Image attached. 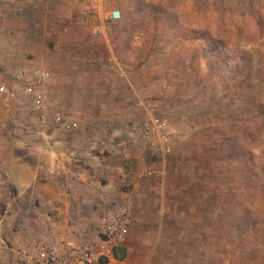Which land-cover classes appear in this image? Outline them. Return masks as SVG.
I'll use <instances>...</instances> for the list:
<instances>
[{"label":"rangeland","instance_id":"rangeland-1","mask_svg":"<svg viewBox=\"0 0 264 264\" xmlns=\"http://www.w3.org/2000/svg\"><path fill=\"white\" fill-rule=\"evenodd\" d=\"M73 2L0 0V87L20 68L114 62L148 98L128 126L149 118L146 103L166 120L170 155L134 142L148 157L137 172L154 173L123 186L127 256L107 264H264V0H111L91 21ZM110 9L121 19L100 33ZM3 98L5 153L39 124L30 99Z\"/></svg>","mask_w":264,"mask_h":264},{"label":"crops","instance_id":"crops-1","mask_svg":"<svg viewBox=\"0 0 264 264\" xmlns=\"http://www.w3.org/2000/svg\"><path fill=\"white\" fill-rule=\"evenodd\" d=\"M72 1L78 2L82 19L87 21L94 18L86 11L95 2V8L108 4L103 0H64L65 4ZM106 16L100 13L96 18L100 33L110 25L104 22ZM63 68L65 73L60 71ZM125 69L126 65L122 68L114 62L110 67L55 63L49 105L75 121L77 128L69 133L41 134L39 127L20 125L23 132H34L33 136L11 140L5 153L1 137L0 261L4 264H11L22 246H51L60 241L78 245L93 240L100 217L112 202L129 205L132 225V206L122 189L124 185L135 188L143 181L138 176L154 173L147 167L138 173L136 164L142 159L147 162L145 153L157 150L142 145L147 150L143 152L130 138L134 125L128 126V121L142 117L141 107L148 98L136 92V78ZM115 70L125 77L117 79ZM3 102L1 95L0 105ZM0 121L4 133L3 106ZM130 230L131 226L128 235Z\"/></svg>","mask_w":264,"mask_h":264},{"label":"built area","instance_id":"built-area-1","mask_svg":"<svg viewBox=\"0 0 264 264\" xmlns=\"http://www.w3.org/2000/svg\"><path fill=\"white\" fill-rule=\"evenodd\" d=\"M106 19L118 22L121 19L120 11L110 9ZM119 77L123 79L125 76L121 72ZM50 79V73L39 67L31 70L16 69L12 74L11 83L0 87V95L7 100L16 101L18 105L21 98L30 99L41 134L59 131L69 133L77 128V123L63 115L59 109L49 106ZM145 107L149 111V118L142 124L132 126L131 140L158 149L163 156L170 155L172 143L166 120L155 113L152 104ZM152 175L150 171L145 173L146 177ZM130 226L129 205L126 202H112L100 217V236H95L94 241L88 240L78 245L60 241L51 246H22L15 251L11 264H99L101 259L111 262L114 260V249L124 246Z\"/></svg>","mask_w":264,"mask_h":264},{"label":"trees","instance_id":"trees-1","mask_svg":"<svg viewBox=\"0 0 264 264\" xmlns=\"http://www.w3.org/2000/svg\"><path fill=\"white\" fill-rule=\"evenodd\" d=\"M113 257H114V260H116L118 262L123 261L126 257L125 246H120V247L115 248L113 251ZM107 263H108V260H106V259H101L99 261V264H107Z\"/></svg>","mask_w":264,"mask_h":264}]
</instances>
